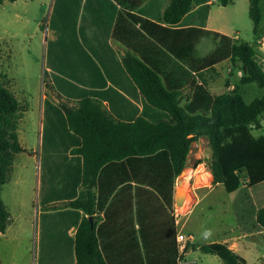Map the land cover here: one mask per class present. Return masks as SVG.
<instances>
[{
    "label": "trees",
    "instance_id": "16d2710c",
    "mask_svg": "<svg viewBox=\"0 0 264 264\" xmlns=\"http://www.w3.org/2000/svg\"><path fill=\"white\" fill-rule=\"evenodd\" d=\"M210 1L54 0L45 75L51 90L66 102L56 104L47 97L43 101L38 264L47 263V256L62 248L69 250L70 264L74 256L76 264H110L102 253V234L119 187L132 180L149 185L161 208H171L191 144L201 137L207 138L211 150L214 185L232 194L242 186L264 183V137L252 134L262 129L264 96L247 104L239 86L213 96L206 81L200 76V84L192 75L229 60L242 71L241 85L256 83L264 89L256 45L206 30ZM261 1H249L257 40L263 26ZM221 4L226 7L229 1ZM204 37L217 43L214 51L204 58L192 57ZM110 40L124 45L126 53L122 56ZM187 87L192 94L183 104ZM21 118L20 102L4 84L0 55L1 235L11 223L3 188L17 156L27 152L18 134ZM141 192L136 190L126 208L133 209L135 202L143 245L130 250H143L144 257L130 264H177L172 223L170 244L164 232L158 247L145 244ZM251 212L253 224L244 231L263 233L264 207ZM100 213L105 223L96 230L95 214ZM199 250L224 264H247L227 244L214 242Z\"/></svg>",
    "mask_w": 264,
    "mask_h": 264
},
{
    "label": "rangeland",
    "instance_id": "374dc122",
    "mask_svg": "<svg viewBox=\"0 0 264 264\" xmlns=\"http://www.w3.org/2000/svg\"><path fill=\"white\" fill-rule=\"evenodd\" d=\"M228 1L226 7L222 6L221 0L212 6V24L216 29L237 35L241 42L254 46L256 38L249 17L250 0ZM51 6L52 0H18L14 3L5 0L0 5L1 72L5 86L20 102L22 118L18 134L22 147L27 150L17 156L10 180L2 192V199L11 214V223L5 234H0V264L36 263L35 229L39 227L42 213L39 203L41 108L45 97L57 104H65L51 90L49 78L45 75V39ZM261 8L264 13V0L261 1ZM204 46L211 47L212 39L206 38ZM239 76H242V71L230 61L206 73L214 95L227 93L228 85H235L239 86V93L247 104L264 96V89L256 83L241 85ZM260 122L262 129L252 130L256 138L264 137V114L260 116ZM200 149L207 167L211 159L207 138L201 137L192 144V153ZM33 155L36 156V163ZM204 169L203 166H187L176 180L180 190L187 184L183 192L188 193L190 198L188 208L193 206L183 233L194 239L188 245L183 264H224L218 257L199 250L202 245L222 240L228 245L235 242L245 245L248 264H264V261L258 260L259 253L250 246L254 241L258 248H264V234L243 237L244 228L253 224L251 211L264 207V187L249 189L244 186L240 191L229 194L220 185L195 206L190 193L193 190L198 192L197 189L207 185L198 181L205 173ZM181 205L177 208H182Z\"/></svg>",
    "mask_w": 264,
    "mask_h": 264
},
{
    "label": "crops",
    "instance_id": "0c3cea01",
    "mask_svg": "<svg viewBox=\"0 0 264 264\" xmlns=\"http://www.w3.org/2000/svg\"><path fill=\"white\" fill-rule=\"evenodd\" d=\"M54 0H52V6H53ZM51 6V10H52ZM50 10V13H51ZM131 13H135L136 9H132L130 11ZM206 30L212 31V32H217L220 34H223L235 41H240L237 37V35H230L226 33L225 31H222L220 29H216L215 26L212 24V16L211 12L206 24ZM209 37H204L200 39V41L197 43L195 47V53L190 54L194 58H204L211 54L216 45L213 44L212 40V46L206 48L204 46L205 39ZM256 41V49L258 52L257 60L260 63L261 67L264 70V13H263V26L262 30L260 32V39L257 40V37L255 36ZM212 39V38H211ZM110 44L123 56L126 53L127 48L119 44L117 41L110 40ZM254 45V46H255ZM229 60H226L222 63H219L215 65L211 69H218L222 64L228 63ZM240 69V68H239ZM210 69H205L197 72H192V75L198 81L200 84V76L206 81L207 83V88L211 92L213 96H219L222 94H213V88L211 86V81L207 80L206 73ZM241 76H239L238 80L240 81ZM234 87H237L235 85H228V92L232 91ZM192 92L191 90L187 87L184 90V100L183 104H186L189 102V98L191 96ZM46 98V97H45ZM44 98V99H45ZM62 100L64 103L66 102L64 99L59 98ZM44 101V100H43ZM57 104V103H56ZM70 105H74L73 102L70 103ZM43 114V105L41 108V116ZM42 118L41 117V130L40 134L42 137ZM260 138V137H259ZM194 143V142H193ZM192 143V144H193ZM191 144V148H192ZM40 148H41V139H40ZM203 151L200 149L199 151H196L195 153H192L190 150V153L188 155L186 167L190 165H197V166H203L204 169V174L201 175V177H204L206 179L207 185L204 188L193 190V192L190 193L192 197L195 200V206L200 203L205 197L207 193H210L213 191L215 188L219 187L221 184L214 185L213 183V177L209 171V166L205 167L207 162L203 160L202 158ZM192 157V158H190ZM33 159L36 163V156L33 155ZM39 165H40V151H39ZM209 174V176H208ZM186 182V179H184V183ZM181 184V183H179ZM177 184L175 183L174 186V193H173V198H172V207L163 209L161 208V204L156 201L153 196L150 194L153 191L149 185H146L144 183H139L136 182L135 180H132L130 182H126L121 187H119L118 192L116 196L112 195V198L114 197V200L112 202L113 208L111 212V222H107V224L104 225L105 223V217L104 213L100 214H95L96 220V230L100 229L104 225L103 228V239H102V253L106 260L110 263L113 264V261L119 264H130L133 261H139L138 259H142L144 257L143 250L142 252H139L138 250L132 251L130 250V247L135 246L138 247L140 246L142 248V237H141V226L139 223V220H137L136 217V208H135V202L133 201V209L132 208H126V206L129 204L131 198L135 196L136 198V190L143 189L144 192L139 193V198L141 199L139 203L141 204L140 210L142 211L141 214V221L143 222V231H144V240L145 244L147 246H152V247H158L161 244L160 241V233L164 232L163 239L164 241H167L168 244L171 242L170 238V228H171V223L172 227L175 233V237L173 238V246H176V219H175V212L177 209L176 205V196L179 191V188H177ZM244 186H242L240 189H242ZM246 187V186H245ZM257 187H264V183ZM249 188V187H248ZM255 188V187H254ZM178 189V190H177ZM240 189L238 191H240ZM250 189V188H249ZM184 191V190H183ZM188 192V191H187ZM237 192V191H236ZM235 192V193H236ZM187 205H190V198H188V193H186V200H183V202ZM110 203V202H109ZM184 204V203H183ZM182 204V205H183ZM194 206V207H195ZM193 207V206H192ZM190 210V213L192 211V208ZM94 221V220H93ZM186 224V223H185ZM92 226V225H91ZM185 227V226H184ZM36 231V238L34 241V257L36 258V263L38 264V258H39V236H40V230L39 227L35 229ZM168 231V232H167ZM76 233V230H72L70 232L71 235H74ZM260 233H254V234H248L247 231H244L243 237L251 236V235H256ZM264 234V232H263ZM218 243H223L227 244V241L222 240L221 242ZM210 244V243H209ZM231 250H233L235 253H237L239 256L244 258L248 264L247 261V253L248 250L246 249L245 245H241L240 243H233L232 245H228ZM250 246L255 249L257 253H259L258 260L259 261H264V248H258L256 242H251ZM68 253V254H67ZM154 255V254H153ZM157 257H159V254L157 253ZM170 258V257H169ZM63 262V263H62ZM71 258L69 255V250L66 251L65 249L59 250H54L53 254L47 256V263L45 264H70ZM76 256H74V260L72 264H76Z\"/></svg>",
    "mask_w": 264,
    "mask_h": 264
},
{
    "label": "built area",
    "instance_id": "2783aa9c",
    "mask_svg": "<svg viewBox=\"0 0 264 264\" xmlns=\"http://www.w3.org/2000/svg\"><path fill=\"white\" fill-rule=\"evenodd\" d=\"M219 0H211L210 4H215ZM191 208H188L187 211L180 215L178 212V208L175 212V219H176V248H177V264L185 263L183 261L184 256L186 255L188 245L193 241V236L185 235L183 233V229L187 218L190 214ZM264 258V257H263Z\"/></svg>",
    "mask_w": 264,
    "mask_h": 264
},
{
    "label": "bare ground",
    "instance_id": "6f19581e",
    "mask_svg": "<svg viewBox=\"0 0 264 264\" xmlns=\"http://www.w3.org/2000/svg\"><path fill=\"white\" fill-rule=\"evenodd\" d=\"M203 176H205V174ZM208 176H209V174H208ZM198 181L201 183H206V179L204 177H199ZM186 186H187V184L185 183L183 186V189H186ZM183 189L182 190L179 189V191H178V198L181 202L183 200H186V192H183ZM183 203H182L183 205H181L182 208H178V212L180 215L184 214L187 211L188 206H189L185 203V201Z\"/></svg>",
    "mask_w": 264,
    "mask_h": 264
},
{
    "label": "water",
    "instance_id": "95a60500",
    "mask_svg": "<svg viewBox=\"0 0 264 264\" xmlns=\"http://www.w3.org/2000/svg\"><path fill=\"white\" fill-rule=\"evenodd\" d=\"M45 41H46V39H45ZM176 205L177 206H180L181 205V201L178 198V193H177V196H176ZM90 223L93 226V218H90Z\"/></svg>",
    "mask_w": 264,
    "mask_h": 264
}]
</instances>
